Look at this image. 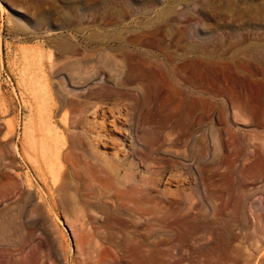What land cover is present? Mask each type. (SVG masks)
Segmentation results:
<instances>
[{"label":"rangeland","instance_id":"374dc122","mask_svg":"<svg viewBox=\"0 0 264 264\" xmlns=\"http://www.w3.org/2000/svg\"><path fill=\"white\" fill-rule=\"evenodd\" d=\"M156 26L168 37H150L163 34L171 51L182 45L183 53L188 33L205 40L197 68L216 76L210 112L199 102L188 125L183 111L148 114L124 100L92 99L81 114L60 105L61 93L83 99L67 82L77 57L89 58L93 72L112 33ZM137 48L158 53L146 43ZM38 54L54 119L67 113L71 121L62 122L67 141L56 179L50 158L35 149L44 134L24 77ZM177 78L190 95L204 96V77ZM80 123L98 135L96 148L71 142ZM114 153L125 160L111 169L106 158ZM141 248L164 264H264V0H0V264H140Z\"/></svg>","mask_w":264,"mask_h":264},{"label":"bare ground","instance_id":"6f19581e","mask_svg":"<svg viewBox=\"0 0 264 264\" xmlns=\"http://www.w3.org/2000/svg\"><path fill=\"white\" fill-rule=\"evenodd\" d=\"M167 7L170 8L168 4H167ZM166 18H164L163 20H165ZM165 23H167V22H165ZM160 25H164V24L162 23ZM165 25L168 26V23ZM163 27H161V26L157 27L156 26V29L152 30V31H150L151 29L150 30H132L133 33H131V34H129V31L127 29H119L115 33H112L110 35L109 39H110V43H114V44L112 46H109V48L112 47L109 50L107 48L97 50L98 51L97 52V55H98L97 59L99 61V65H98L99 67L97 69H95L93 72L89 73L86 69V66H88L90 61H91L89 58H86L83 56L77 57L75 59L74 63H72L70 65V68H71L70 70H71L72 74H70L67 77V82L70 84H73V85L75 84V86H76L75 89L70 90V93L76 95L77 97H82L83 99L71 98L70 96H68L69 94L61 93L60 105L62 107H64V109H66L69 105L75 104L77 106L79 112H80L79 114H81L82 111L86 112L85 110H86V108H88V105L90 103H92L91 102L92 99H95L97 102L102 101L104 99H106V100L108 99L111 101L110 103L113 106H116L119 103V100H124V101H129L130 106H132V107L143 108V109L147 110L148 114L151 113L153 110L156 111L155 109H167L168 108V109H172L173 111L174 110L183 111L187 114L188 118H187L186 124L188 123V125L191 124V118H193L192 115L196 113L195 109L199 108V104H198L199 102H203L208 107V110L210 112L212 110V108L215 106V101L213 100L214 94L212 91L214 86H212V85L216 84L215 83V77L216 76H214L213 74L204 75L205 74L204 69L200 70L197 68L198 62H200V59L203 58L201 55H198V51H199V47H200V44L198 42H200L202 39L198 41L197 36L189 35L190 33H188L187 38L189 39V42H188L189 45H188V47H186V46L183 47V49H182L183 53L179 52V51H181L179 49L182 47V45H180L181 47L178 49L179 51L178 50L177 51H175V50L171 51V50H169V48L166 47L167 45L165 46L164 43L160 42L163 34H164L165 39H166V37H168V36H165V34L166 35L169 34V33H165V31L162 32V30L164 29ZM166 29H167V27H166ZM179 31H182V30H179ZM159 32L160 33L162 32L163 34H161V36L159 35L161 39H159V37H157L159 39V42H156V40H155L156 37L152 38V37H150V35H152V34L156 35ZM166 32H167V30H166ZM168 32H169V30H168ZM172 32H174V30H172ZM177 33H179V32H177ZM184 33H186V32H184ZM179 34L181 35L180 37L183 36V33L182 34L179 33ZM179 34H178V36H179ZM173 38H174V36H173ZM183 38H185V36ZM181 40H183V39H181ZM162 41L165 42L164 39ZM203 41H205V40H202L200 43H202ZM145 43L156 48L158 53L153 52V51L148 52V51H145L142 49L139 50L137 48L138 45L145 44ZM73 45L75 46L74 42L72 43V46ZM204 48H205V46H204ZM74 49H78V48L75 47ZM117 50L120 51V54L117 52ZM203 53H204V51H203ZM202 55L205 56L204 54H202ZM207 60H208V58L204 57L203 61H207ZM52 64H54V63H52ZM117 65H119V67ZM53 67H54V65L51 68H53ZM101 68L106 69L108 71L107 74H109V75H107V76L109 77V79H106V77L103 75V72H101ZM61 70H62L61 67L56 68V72L59 73L58 75L61 74L60 73ZM46 73H47V71L44 68L43 62L39 59V54L34 56V57L27 59V65H26L25 70H24V77L26 78V80L30 84V90H31V92L34 96V100L36 102V105H35V109H36V113H37L36 114V130H41V131H43V134H44L39 141L35 139V149H39L42 152L43 157L50 158L51 172L53 173L54 178L56 179L61 174V167L63 165V162H62L63 148L65 147L64 145L67 141L66 140V136H67L66 131L67 130H65L66 128H65L64 124L68 123L67 122V115L68 114L64 113L62 115L61 120H55L54 119V116H53L54 111L52 110L53 104L50 101L51 100V94H52L51 81L49 80V78H47ZM104 73H105V71H104ZM181 74H185L189 78V79L188 78L187 79L190 81H196V78H198L200 76H201V78L204 77L206 79V91H205L204 96L201 97L199 95H196V96L190 95L187 88L183 87L177 78ZM60 77H61V75H60ZM182 77H184V76H182ZM62 79H63V77H62ZM110 81H111V83H110ZM64 83L66 84V81H64ZM92 87H95L96 89H91ZM120 103H121V101H120ZM120 103H119V105H120ZM102 104H103V102H102ZM244 105H245V103H244ZM244 108L245 107H243V110H244ZM107 110H109V109H107ZM100 111H102L100 113H102L104 116H106V111L103 109V107L100 109ZM114 111H117V110H114ZM173 111H170V112H173ZM143 112H145V111L143 110ZM175 112H177V111H175ZM110 113H113V111ZM185 113H183V114H185ZM176 115H178V114H176ZM169 116H170V114L167 117H169ZM173 117H174V115H173ZM68 120H69V118H68ZM164 120H166V119H164ZM168 120H170V119H168ZM62 122H64V124ZM73 122H75V119ZM79 125L81 127L80 131L78 130L77 132L74 131V132L70 133L71 134V136H70L71 142H73L74 139H76L78 141L77 146L79 144V141L81 142V145L83 146V143H82L83 141L90 140V141H88L89 146L92 147L93 149L96 148L97 143L100 141V139L97 138L98 135L91 136L90 132H92V130L90 128H86V126H84L83 123H80ZM139 126H141V125H139ZM69 127H67V128H69ZM170 128H171V126H170ZM134 131H136V130H134ZM146 131H147V128H146ZM94 132L96 133V131H94ZM170 132H171V130H170ZM148 133H150V135H151V132H148ZM140 135H141V133H140ZM138 136H139V134H138ZM119 143H117V144H119ZM111 144L112 143H110V146H111ZM71 145L73 146L74 143H72ZM84 146L86 147V145H84ZM80 148H83V147H80ZM71 149L72 148H70V150ZM74 151H75V149H74ZM133 153H135V152H133ZM146 154H148V153H146ZM67 155H69V154H67ZM94 156H96V155H94ZM111 156H112V158L111 157L106 158L108 166L111 169L115 168L117 166V165L112 166L113 161H115V162L117 161L120 164L121 161L125 160V159L120 160V158L116 157L115 153L111 154ZM126 161H127V159H126ZM147 162H149V160ZM128 163H129V161H128ZM135 163L136 162L133 161V164H135ZM129 192L132 193V191H129ZM129 192H127V193H129ZM133 192H135V190ZM143 195H142V197H143ZM139 196H141V195L139 194ZM148 196L149 195H147V197ZM125 197H126V195H124L123 198L125 199ZM129 199H131V198H129ZM150 200H152V199H150ZM146 202L147 201H145V203ZM149 203H151V201ZM134 204H136V203H134ZM152 208H153V206H152ZM145 209H147V208H145ZM135 210L136 209H134V211ZM158 211H160V210H158ZM165 216L163 218H167V216L166 217ZM154 217L155 216H153V218ZM159 219H161V218H159ZM170 226H171V224H170ZM172 227H174V226H172ZM164 228H166V230H168L167 227H164ZM187 233H191V232H187ZM205 233H206V231L204 232V234ZM182 234H185V233H182ZM183 236L184 235H182V237ZM185 236L187 237L186 234H185ZM166 241H168V240H166ZM188 248L190 249L191 247H188ZM159 250L164 251V250H162V248H160ZM233 251H235V255H234V260H235V259H237L238 254H240V250L237 247L236 250H233ZM139 253L142 254V256L140 258V262H139L140 264H164V263H161V262H158L155 260V254L152 252L151 249L141 248ZM256 253L259 254L258 252H256ZM262 264H263V261H262Z\"/></svg>","mask_w":264,"mask_h":264}]
</instances>
